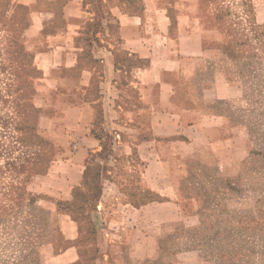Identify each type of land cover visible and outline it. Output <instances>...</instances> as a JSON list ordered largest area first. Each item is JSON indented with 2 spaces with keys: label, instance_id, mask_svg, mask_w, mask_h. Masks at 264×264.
Segmentation results:
<instances>
[{
  "label": "crops",
  "instance_id": "0c3cea01",
  "mask_svg": "<svg viewBox=\"0 0 264 264\" xmlns=\"http://www.w3.org/2000/svg\"><path fill=\"white\" fill-rule=\"evenodd\" d=\"M34 2L27 13L50 15L38 29L46 65L36 63L34 94L42 106L39 96L48 94L56 117L73 126L68 173L76 198L91 193L61 264L81 251L86 221L93 241L109 232L103 225L111 221L117 237L91 252L123 255V264H156L155 244L175 231L192 204L182 191L185 159L218 163L221 147L235 140L236 126L211 111L226 98L231 75L222 57L236 41L219 22L220 10L230 6L220 0ZM255 26L254 19L250 30Z\"/></svg>",
  "mask_w": 264,
  "mask_h": 264
},
{
  "label": "rangeland",
  "instance_id": "374dc122",
  "mask_svg": "<svg viewBox=\"0 0 264 264\" xmlns=\"http://www.w3.org/2000/svg\"><path fill=\"white\" fill-rule=\"evenodd\" d=\"M220 1L233 8L221 9L219 22L233 30L236 44L222 57L231 72L226 98L211 111L236 126L235 140L221 147L218 163L185 159L182 191L192 204L155 244L156 264H264V0ZM31 3L0 0V264H61L59 254L77 230L73 221L91 196L82 190L76 198L68 173L73 126L56 117L48 94L39 96L44 106L34 94L36 63L46 65L38 29L50 15L27 13ZM83 225L82 249L66 264H123V255L91 252L115 243L112 221L98 243L90 222Z\"/></svg>",
  "mask_w": 264,
  "mask_h": 264
}]
</instances>
